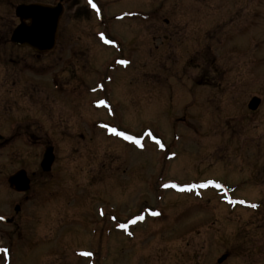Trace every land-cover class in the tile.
I'll return each instance as SVG.
<instances>
[{"label": "rangeland", "instance_id": "1", "mask_svg": "<svg viewBox=\"0 0 264 264\" xmlns=\"http://www.w3.org/2000/svg\"><path fill=\"white\" fill-rule=\"evenodd\" d=\"M95 4L63 2L57 50H20L16 84L0 67V180L31 181L1 180L20 239L0 225V243L13 233L14 264H264V0ZM13 21L0 6V25ZM209 180L222 189H184Z\"/></svg>", "mask_w": 264, "mask_h": 264}, {"label": "flooded vegetation", "instance_id": "2", "mask_svg": "<svg viewBox=\"0 0 264 264\" xmlns=\"http://www.w3.org/2000/svg\"><path fill=\"white\" fill-rule=\"evenodd\" d=\"M65 0H62V3ZM35 3V2H34ZM58 2H56L55 4H57ZM93 3H95L93 1ZM29 4H33L31 2L29 3H25V2H15L14 0H0V6H5L6 8L9 9H13V14H14V21L11 23L9 22V24L6 25V23H2L1 26V30H0V55L2 57H4V60H6L7 62H3L0 66L2 68H4L3 71V81H9L11 82V84H16L19 80H18V71H20L19 68V62L24 63L23 59H19V51L20 50H26L28 52H30L32 55H35L36 58H39L41 55H46L47 52H42V51H37L35 50L31 45H29L28 41L31 40V38L33 37L32 35H29L26 39H24V37L19 36L16 37L17 41L12 40L13 37V33L14 31L18 28V26L20 25V23H23L24 25H29L30 24V20L29 19H20V17L18 16V14H16V9L19 5H29ZM52 4V5H55ZM28 31V30H27ZM107 43H109L111 46L115 45V41L113 39H108ZM120 42L116 43V46L118 45L119 47ZM57 34L55 37V42H54V46L53 49L51 50L52 52H54L55 50H57ZM123 49V48H122ZM121 47L118 48V50L121 52L122 51ZM50 51V52H51ZM49 52V51H48ZM124 55H121V59L116 58L117 62L124 60ZM35 64L34 61L32 62H27L24 64V67L27 68L28 70H34L35 69ZM71 74V68H69L68 70ZM54 79L55 76H53ZM73 79V78H72ZM104 79H106L105 77H103V81ZM31 87H34L33 84H31ZM5 99H0V104H4ZM33 136V135H30ZM27 135V137H30ZM0 139H3V136L0 134ZM47 147V146H46ZM24 170V169H23ZM7 179V178H6ZM2 180V179H1ZM4 181V179L1 181ZM30 180V179H29ZM31 182V181H30ZM29 182V183H30ZM4 184L7 186L6 184V180L4 181ZM16 206L14 207V211L15 213L19 211V206H18V210H16ZM144 212H139L137 216H132L133 218H130L125 225H127L126 228H124L126 230V233H130L129 230L131 229V223L132 221H134V218L136 219V217L138 216H142L144 217ZM0 217H2L3 219H0V225H8V226H14L13 228H11L10 231H13L15 234L17 233V229L19 228V221L18 218L11 215V216H4L0 214ZM17 219V220H16ZM137 220V219H136ZM136 223H138L136 221ZM7 233V232H6ZM4 237L6 238V244L5 243H0V257L2 258V262L1 264H14L15 260L13 258V255L15 254V250H14V244L12 241L13 238V233H7L6 235H4ZM17 240L20 239V233H17ZM22 239V237H21Z\"/></svg>", "mask_w": 264, "mask_h": 264}, {"label": "water", "instance_id": "3", "mask_svg": "<svg viewBox=\"0 0 264 264\" xmlns=\"http://www.w3.org/2000/svg\"><path fill=\"white\" fill-rule=\"evenodd\" d=\"M63 12V6L58 3L55 6L34 3L29 5H19L16 9V14L20 19H29L30 24L24 25L20 23L14 31L12 40L17 41L16 37L22 36L26 39L32 35L30 41L26 42L35 50L47 51L54 46L55 37L57 34L58 23ZM28 30V31H27ZM260 104V98L253 96L248 102V108L255 110ZM54 161L53 148L47 146L43 152L40 167L43 171H49ZM29 178L24 170H18L7 178V183L10 188L15 191H25L29 188ZM18 210V206H16ZM227 254H222L217 262L221 263L225 260Z\"/></svg>", "mask_w": 264, "mask_h": 264}, {"label": "snow or ice", "instance_id": "4", "mask_svg": "<svg viewBox=\"0 0 264 264\" xmlns=\"http://www.w3.org/2000/svg\"><path fill=\"white\" fill-rule=\"evenodd\" d=\"M88 2H89V4H91V6L93 7V8H96V4L95 3H93V0H88ZM119 63H121V64H127L128 63V61L127 60H121V61H119ZM99 104H105V101H103V100H101V101H99L98 102ZM104 127H106L107 129H108V131H110L111 133H113V134H115V135H118V136H120V137H123L124 139H126V140H130V141H133L134 143H136V144H138V145H140L141 144V141L139 140V139H137L135 136H132V135H128L126 132H123V131H118L117 130V128H115V127H109L108 125H105ZM149 135H151V133H149ZM153 139H156L155 137H153ZM157 143H159V141H157ZM164 145L163 144H160V147H163ZM215 185V187H217V188H219V189H222V185H220V184H218V183H216V182H214V181H212V180H209V181H207V183L206 184H200V185H185L184 186V189H187V190H192L193 188H195V187H201V188H203V187H207L208 185ZM167 186V185H166ZM172 187H177V185H175V184H173L172 185ZM184 189H182V190H184ZM226 199H227V197H226ZM230 203H235V201H229ZM239 203H246L245 201H243V200H241V201H239ZM252 207H256V205L255 204H253V205H251ZM153 215H158V213H153ZM0 219H3L2 217H0ZM136 219L137 220H142L143 219V217L142 216H138V217H136ZM133 222H135V221H133ZM119 227H121V228H126L127 227V225H125V224H121V225H119ZM131 234V233H130ZM87 255H90V253H86Z\"/></svg>", "mask_w": 264, "mask_h": 264}]
</instances>
